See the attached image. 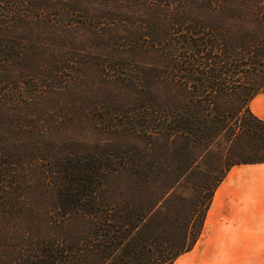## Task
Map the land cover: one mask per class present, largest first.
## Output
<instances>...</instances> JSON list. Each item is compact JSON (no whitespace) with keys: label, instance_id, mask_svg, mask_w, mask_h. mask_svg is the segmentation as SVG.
<instances>
[{"label":"trees","instance_id":"obj_1","mask_svg":"<svg viewBox=\"0 0 264 264\" xmlns=\"http://www.w3.org/2000/svg\"><path fill=\"white\" fill-rule=\"evenodd\" d=\"M262 92L264 0H0V264H173Z\"/></svg>","mask_w":264,"mask_h":264},{"label":"crops","instance_id":"obj_2","mask_svg":"<svg viewBox=\"0 0 264 264\" xmlns=\"http://www.w3.org/2000/svg\"><path fill=\"white\" fill-rule=\"evenodd\" d=\"M249 108L264 120V92L250 100ZM173 264H264V162L228 170L196 243Z\"/></svg>","mask_w":264,"mask_h":264}]
</instances>
